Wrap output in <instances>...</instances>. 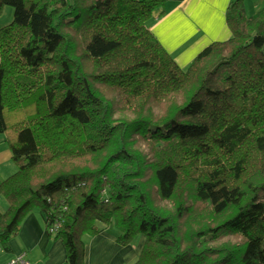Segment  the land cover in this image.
Returning a JSON list of instances; mask_svg holds the SVG:
<instances>
[{
	"label": "trees",
	"instance_id": "trees-1",
	"mask_svg": "<svg viewBox=\"0 0 264 264\" xmlns=\"http://www.w3.org/2000/svg\"><path fill=\"white\" fill-rule=\"evenodd\" d=\"M0 245L31 210L67 264L113 225L131 264H264V6L185 67L151 31L164 0H0Z\"/></svg>",
	"mask_w": 264,
	"mask_h": 264
},
{
	"label": "crops",
	"instance_id": "crops-1",
	"mask_svg": "<svg viewBox=\"0 0 264 264\" xmlns=\"http://www.w3.org/2000/svg\"><path fill=\"white\" fill-rule=\"evenodd\" d=\"M231 0H164L159 15L150 28L155 37L185 68L192 59L213 41H222L231 33L226 22V9ZM245 14L250 16L264 6V0H243ZM264 52V44L262 47ZM17 170L11 150L0 134V181ZM7 202L0 195V212ZM117 230L113 225L89 236L85 242L84 264H131L139 254L143 237L138 236L130 244L116 241ZM24 251L31 264H67L66 249L61 238H56L45 227L37 209L29 211L21 220L18 232L6 245H0V264Z\"/></svg>",
	"mask_w": 264,
	"mask_h": 264
},
{
	"label": "built area",
	"instance_id": "built-area-1",
	"mask_svg": "<svg viewBox=\"0 0 264 264\" xmlns=\"http://www.w3.org/2000/svg\"><path fill=\"white\" fill-rule=\"evenodd\" d=\"M55 227H56V224L49 231L53 233L55 230ZM3 264H31V262L27 258L26 253L24 251H21L17 253L16 255H14L13 257H11L6 262H4Z\"/></svg>",
	"mask_w": 264,
	"mask_h": 264
},
{
	"label": "rangeland",
	"instance_id": "rangeland-1",
	"mask_svg": "<svg viewBox=\"0 0 264 264\" xmlns=\"http://www.w3.org/2000/svg\"><path fill=\"white\" fill-rule=\"evenodd\" d=\"M13 15V7L9 5H5L3 11L0 14V27L9 23L12 19ZM138 236H136L137 238Z\"/></svg>",
	"mask_w": 264,
	"mask_h": 264
}]
</instances>
